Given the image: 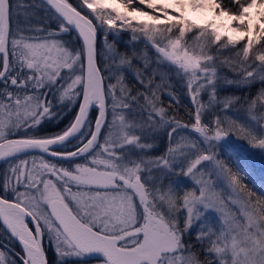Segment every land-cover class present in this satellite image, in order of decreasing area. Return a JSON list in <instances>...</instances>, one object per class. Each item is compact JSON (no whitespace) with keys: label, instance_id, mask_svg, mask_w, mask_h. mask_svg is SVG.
I'll use <instances>...</instances> for the list:
<instances>
[{"label":"snow or ice","instance_id":"obj_1","mask_svg":"<svg viewBox=\"0 0 264 264\" xmlns=\"http://www.w3.org/2000/svg\"><path fill=\"white\" fill-rule=\"evenodd\" d=\"M114 2L125 11L41 0L37 20L34 3L0 0V264H264V181L247 161L264 150V0ZM205 10L221 22L190 18ZM124 29L154 58L108 43ZM236 105L246 118L227 115Z\"/></svg>","mask_w":264,"mask_h":264},{"label":"trees","instance_id":"obj_2","mask_svg":"<svg viewBox=\"0 0 264 264\" xmlns=\"http://www.w3.org/2000/svg\"><path fill=\"white\" fill-rule=\"evenodd\" d=\"M21 5H26V4H31L34 3L37 7L35 9V19L37 20H41L45 17V11L43 6L41 5L40 2H38L37 0H19ZM22 11V9H21ZM49 23L51 24L52 27H55V23L54 21H49ZM114 33H117L116 35H112L110 34L108 36V43H113V41H115V46L116 48L120 51V52H125L127 51L128 53H132L133 51L139 53V54H143V53H147L148 56L153 57L154 58V50H150V49H146L143 43H140L139 41H133L131 39V32L128 29H124V30H111ZM64 39H71L74 40L75 39V35L74 34H65ZM99 45H100V50L106 51V49L103 48V38L100 39L99 41ZM142 63V61H141ZM229 78H231V74H229ZM172 83L175 85L176 89H177V95L180 98V106H179V116L183 117L185 121H187V117L184 115L186 108L184 107L185 105H190L191 101L190 98L188 97V95L183 92L181 90V85L176 84L175 79H173ZM261 87L259 82H256L254 85L248 87V88H237L235 85H227V84H221L219 91V96L220 98H224V97H245V96H255L257 91L259 90V88ZM163 99V104L165 107H168L169 104V100L166 96L162 97ZM76 110V108H74V111ZM75 112H73V116H74ZM228 116L232 117V118H237V117H241V118H246V113L245 111H243V109L241 108L240 105H236L235 108H233L232 110H230L227 113ZM73 116H71L68 120L67 123H65L64 126H67L69 124V122L73 119ZM63 126V127H64ZM60 128V131L61 129ZM48 131H43L41 134L45 135L48 134ZM147 143H152L153 144V148L150 150V155L152 156H157V155H161L164 153V151H166L167 147H168V137L166 132L164 131H160L159 133L156 134V139L152 140L149 139L148 141H146ZM221 156L222 158H224L225 160H228V155H226L223 151L221 152ZM229 163H231V161H229ZM233 167H235V165H232ZM6 167H8V164H4L0 167V174H2ZM263 181V179L257 180L256 183V187L258 188L260 186V182ZM246 182H248L246 180ZM249 187L252 188L253 185L252 183L249 182ZM255 190V189H253Z\"/></svg>","mask_w":264,"mask_h":264},{"label":"rangeland","instance_id":"obj_3","mask_svg":"<svg viewBox=\"0 0 264 264\" xmlns=\"http://www.w3.org/2000/svg\"><path fill=\"white\" fill-rule=\"evenodd\" d=\"M107 2L109 4H111L112 6L116 7L119 11H121V12L125 11V9L119 3H115L114 0H107ZM154 2L155 3L171 4L172 0H154ZM142 7H144V6H142ZM190 18L195 19L196 22L200 23V24L207 23V22L214 20V19L217 20V23L221 22L219 19H217L215 17L214 12L212 10H205L204 12H200V13H190ZM137 20H146L149 23H152V21L149 20V17H147V16L137 15ZM223 22L225 23V25H227L229 23L227 17L223 18ZM226 30L228 31L229 35H233V36L240 35L239 33L232 32L230 29H226ZM203 99L207 100V96H204ZM177 139H178V137H177ZM231 139L237 141V143L245 144L247 146L246 141H244V140H242L236 136H232ZM248 147H250V146H248ZM222 151L225 153L224 149H221V152ZM228 151L230 152L231 150L229 149ZM247 161H248L250 167L253 169L255 175L258 177L257 180L263 179V181H264V150L252 148L251 154H249L247 156ZM6 169H7V167H6ZM193 228L197 229L198 224L194 223Z\"/></svg>","mask_w":264,"mask_h":264},{"label":"flooded vegetation","instance_id":"obj_4","mask_svg":"<svg viewBox=\"0 0 264 264\" xmlns=\"http://www.w3.org/2000/svg\"><path fill=\"white\" fill-rule=\"evenodd\" d=\"M56 111H59V109H56ZM73 112H76V110L74 111V108H72L71 110L64 109L60 113L59 118H54L51 121H45L41 127L43 128L44 131H48L49 132L48 134L59 132L60 128H62L65 125V123L68 122L69 118L73 116ZM64 128L65 126L63 127V129ZM75 143L76 141H73L72 144ZM69 147L71 148V145ZM12 244L13 242H9L10 247L12 246ZM16 250H19L18 247L16 248ZM88 264H97V262L95 260H89Z\"/></svg>","mask_w":264,"mask_h":264},{"label":"water","instance_id":"obj_5","mask_svg":"<svg viewBox=\"0 0 264 264\" xmlns=\"http://www.w3.org/2000/svg\"><path fill=\"white\" fill-rule=\"evenodd\" d=\"M38 1L41 3V0H38ZM73 34L75 35V33H73ZM4 163H6V162L0 161V166L3 165Z\"/></svg>","mask_w":264,"mask_h":264}]
</instances>
